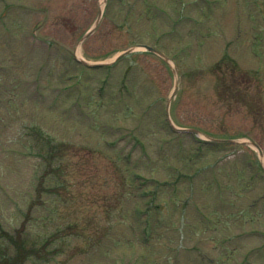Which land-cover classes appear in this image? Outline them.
<instances>
[{"label": "rangeland", "instance_id": "374dc122", "mask_svg": "<svg viewBox=\"0 0 264 264\" xmlns=\"http://www.w3.org/2000/svg\"><path fill=\"white\" fill-rule=\"evenodd\" d=\"M207 1L214 0H0V14L13 6L0 19V264L19 238L25 255L16 264H241L262 245L246 232L264 228V199L251 204L264 193L256 172L264 155L249 142L264 150V0H221L209 13ZM137 43L160 47L176 63L140 47L110 72L71 58L78 48L110 63ZM228 59L238 68L230 82L243 69L255 78L222 93ZM125 80L133 93L122 102ZM74 98L89 102L85 123ZM169 101L176 125L249 144L199 148L205 136L166 124ZM104 123L117 130L104 131ZM106 135L120 138L118 148L105 147ZM121 147L151 181L147 188L157 189L156 211L140 207ZM134 204L149 226L157 223L148 242L137 233ZM200 245L215 263L187 252ZM259 254L252 264H264Z\"/></svg>", "mask_w": 264, "mask_h": 264}, {"label": "trees", "instance_id": "16d2710c", "mask_svg": "<svg viewBox=\"0 0 264 264\" xmlns=\"http://www.w3.org/2000/svg\"><path fill=\"white\" fill-rule=\"evenodd\" d=\"M16 244V252L15 255L13 257H11L9 260L11 261H15L16 259H20L19 257L22 256L24 254V243L23 241H15ZM17 262V261H15Z\"/></svg>", "mask_w": 264, "mask_h": 264}, {"label": "water", "instance_id": "95a60500", "mask_svg": "<svg viewBox=\"0 0 264 264\" xmlns=\"http://www.w3.org/2000/svg\"><path fill=\"white\" fill-rule=\"evenodd\" d=\"M150 49H153L152 47L148 46ZM129 51H131V48L127 49L124 53H122V55L128 53ZM181 130H186V129H181Z\"/></svg>", "mask_w": 264, "mask_h": 264}]
</instances>
